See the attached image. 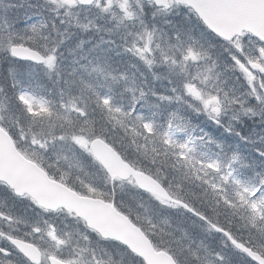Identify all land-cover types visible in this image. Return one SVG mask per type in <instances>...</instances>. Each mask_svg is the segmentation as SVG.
I'll use <instances>...</instances> for the list:
<instances>
[{
	"label": "snow or ice",
	"instance_id": "6c2138e0",
	"mask_svg": "<svg viewBox=\"0 0 264 264\" xmlns=\"http://www.w3.org/2000/svg\"><path fill=\"white\" fill-rule=\"evenodd\" d=\"M0 264H264V0H0Z\"/></svg>",
	"mask_w": 264,
	"mask_h": 264
}]
</instances>
